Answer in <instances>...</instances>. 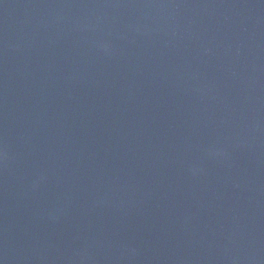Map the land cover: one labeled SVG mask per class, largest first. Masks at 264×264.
Here are the masks:
<instances>
[{
	"label": "water",
	"instance_id": "obj_1",
	"mask_svg": "<svg viewBox=\"0 0 264 264\" xmlns=\"http://www.w3.org/2000/svg\"><path fill=\"white\" fill-rule=\"evenodd\" d=\"M0 264H264V0H0Z\"/></svg>",
	"mask_w": 264,
	"mask_h": 264
}]
</instances>
